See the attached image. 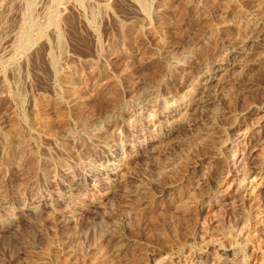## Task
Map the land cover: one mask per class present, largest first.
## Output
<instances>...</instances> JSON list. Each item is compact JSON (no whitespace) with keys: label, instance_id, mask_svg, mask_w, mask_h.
Wrapping results in <instances>:
<instances>
[{"label":"rangeland","instance_id":"1","mask_svg":"<svg viewBox=\"0 0 264 264\" xmlns=\"http://www.w3.org/2000/svg\"><path fill=\"white\" fill-rule=\"evenodd\" d=\"M263 51L264 0H0V264H264Z\"/></svg>","mask_w":264,"mask_h":264},{"label":"bare ground","instance_id":"2","mask_svg":"<svg viewBox=\"0 0 264 264\" xmlns=\"http://www.w3.org/2000/svg\"><path fill=\"white\" fill-rule=\"evenodd\" d=\"M104 2H106V1H104ZM45 17V16H44ZM2 22V21H1ZM140 28V27H139ZM34 31V30H33ZM259 35V34H258ZM247 39H249V41H250V43H252V45H257L258 46V48H257V46L255 47V48H257V49H260L261 47H262V44H261V39H259V36H249V37H247ZM240 42V41H239ZM233 48H236V46H232V48H231V50H230V52H232V49ZM250 48V47H249ZM252 48V47H251ZM251 48H250V50H251ZM262 49V48H261ZM189 52V51H188ZM264 52V51H263ZM189 55V54H188ZM260 55V53H259V51H257L256 49L251 53V57L254 59V58H258V56ZM261 57V56H260ZM259 57V58H260ZM259 58H258V60H259ZM240 60V59H239ZM240 62V61H239ZM264 63V62H263ZM253 64V63H252ZM258 64V63H257ZM209 65V64H208ZM250 65V64H249ZM249 65L247 64H245L244 65V67H246L247 69H249L250 67H249ZM253 66V65H252ZM256 67V66H255ZM216 69V71H218V72H220V71H225V66H223V65H221L220 67H217V68H215ZM243 69V68H242ZM217 73V72H216ZM225 73V72H224ZM221 79V78H220ZM236 81V80H235ZM233 83V82H232ZM242 84V83H241ZM207 85V84H206ZM206 85L204 84V85H202L203 87H202V91H201V95H202V97L199 99V101H198V104L200 105V107H208L210 104H212V103H218L219 101H220V94L218 93V95H210V93L207 91V89H206ZM211 87V86H210ZM222 89V88H221ZM151 90V89H150ZM155 91V90H154ZM158 91V90H157ZM219 91V90H218ZM214 93H216V92H214ZM222 94V93H221ZM225 96V95H224ZM228 97V96H227ZM226 97V98H227ZM223 99V98H222ZM223 100H227V99H223ZM224 104V103H223ZM262 104V103H261ZM142 105V104H141ZM198 105V106H199ZM144 107V106H143ZM199 110V109H198ZM256 110V109H255ZM197 112V111H196ZM241 116V115H240ZM220 119V118H219ZM202 121V120H201ZM214 126V125H213ZM212 127V126H211ZM206 128V127H205ZM204 130V129H203ZM211 130V129H210ZM214 131L216 130V127H215V129H213ZM213 130H211V131H213ZM218 130V129H217ZM206 131V130H205ZM209 131V130H208ZM213 131V132H214ZM210 132V131H209ZM208 132V133H209ZM213 132H211V133H213ZM221 132V131H220ZM229 133V132H228ZM214 134V133H213ZM212 134V135H213ZM215 135H216V133H215ZM220 135V134H219ZM208 137V136H207ZM210 137V136H209ZM220 138V137H219ZM209 139V138H208ZM212 139V138H211ZM218 140H221V139H218ZM210 142H212V141H210ZM213 142H214V140H213ZM211 145H212V143H210ZM215 144V143H214ZM257 144V143H256ZM221 146H222V144H221ZM205 149V148H204ZM247 168V167H246ZM116 171V170H115ZM176 171H177V169H176ZM258 177V176H257ZM243 181V180H242ZM164 184V183H163ZM147 196V195H146ZM137 197H139V196H137ZM145 198V197H144ZM143 198V199H144ZM139 199V198H138ZM142 199V198H141ZM238 199V198H237ZM239 201V200H238ZM249 201V200H248ZM242 212V211H241ZM245 212V211H244ZM191 220H193V219H191ZM243 224V223H242ZM193 233V232H192ZM223 233V232H222ZM225 234V233H224ZM244 238V237H243ZM244 242V241H243ZM118 262V261H117Z\"/></svg>","mask_w":264,"mask_h":264}]
</instances>
